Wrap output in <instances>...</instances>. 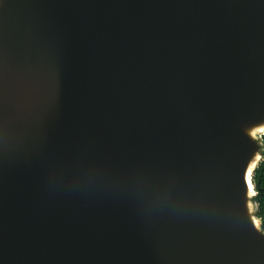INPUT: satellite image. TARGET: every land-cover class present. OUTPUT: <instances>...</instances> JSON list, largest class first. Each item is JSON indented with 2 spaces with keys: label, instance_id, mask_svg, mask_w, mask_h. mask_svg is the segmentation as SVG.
<instances>
[{
  "label": "water",
  "instance_id": "95a60500",
  "mask_svg": "<svg viewBox=\"0 0 264 264\" xmlns=\"http://www.w3.org/2000/svg\"><path fill=\"white\" fill-rule=\"evenodd\" d=\"M264 0H0V264H264Z\"/></svg>",
  "mask_w": 264,
  "mask_h": 264
},
{
  "label": "trees",
  "instance_id": "16d2710c",
  "mask_svg": "<svg viewBox=\"0 0 264 264\" xmlns=\"http://www.w3.org/2000/svg\"><path fill=\"white\" fill-rule=\"evenodd\" d=\"M253 183L257 190L256 201L258 202V215L262 218L264 226V161L256 169L253 177Z\"/></svg>",
  "mask_w": 264,
  "mask_h": 264
}]
</instances>
